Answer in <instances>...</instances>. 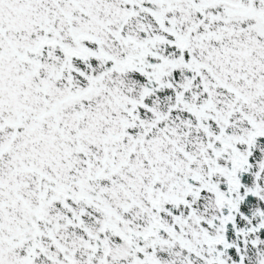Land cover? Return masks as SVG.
<instances>
[{
  "label": "snow or ice",
  "instance_id": "snow-or-ice-1",
  "mask_svg": "<svg viewBox=\"0 0 264 264\" xmlns=\"http://www.w3.org/2000/svg\"><path fill=\"white\" fill-rule=\"evenodd\" d=\"M0 264H264V0H0Z\"/></svg>",
  "mask_w": 264,
  "mask_h": 264
}]
</instances>
